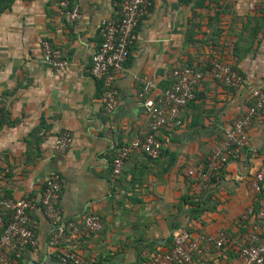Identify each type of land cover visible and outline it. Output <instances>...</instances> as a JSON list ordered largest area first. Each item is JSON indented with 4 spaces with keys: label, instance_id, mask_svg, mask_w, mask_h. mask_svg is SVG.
<instances>
[{
    "label": "crops",
    "instance_id": "obj_1",
    "mask_svg": "<svg viewBox=\"0 0 264 264\" xmlns=\"http://www.w3.org/2000/svg\"><path fill=\"white\" fill-rule=\"evenodd\" d=\"M61 1L0 0V198L39 199L45 180L58 173L64 219L81 227L90 214L101 218L99 232H86L72 245L85 264H145L171 247L178 229L225 235L220 248L202 242L188 264H241L237 251L253 222L244 215L256 205L249 183L261 157L246 152L210 182L201 174L215 143L251 105L252 90L264 88V0H149L125 68L115 77L117 103L110 113L102 83L87 69L101 41L100 22L119 19L124 0H68L81 12L73 23ZM42 40L61 49L68 67L43 63ZM216 60L236 69L244 84L213 80L208 69ZM179 65L205 73L194 101L181 111L182 125L157 133L158 159L132 152L114 178L112 159L147 132L145 104L171 85L170 73ZM134 76L153 81L155 89L139 99L142 85ZM63 130L73 142L56 154L53 141ZM248 136L260 153L264 114L252 120ZM193 167L197 171L189 175ZM196 208L202 211L195 214ZM30 220L36 247L18 263L66 264L48 245L51 226L41 210Z\"/></svg>",
    "mask_w": 264,
    "mask_h": 264
},
{
    "label": "built area",
    "instance_id": "obj_2",
    "mask_svg": "<svg viewBox=\"0 0 264 264\" xmlns=\"http://www.w3.org/2000/svg\"><path fill=\"white\" fill-rule=\"evenodd\" d=\"M60 8L69 22H76L81 18L78 5L62 0ZM150 7L149 0H124L117 20L104 19L100 22L101 41L92 55L88 74L102 83L104 88V110L110 113L117 103V91L114 86L115 77L125 68L130 50L136 41V28L141 18L147 14ZM40 52L43 63L53 70H63L69 61L61 49L50 44L47 40L40 42ZM208 73L211 78L226 86L238 87L244 84L242 75L230 65L222 61H213ZM205 73L188 66H176L170 76L172 84L162 89L152 101H145L148 119V130L140 138H136L130 145L124 146L111 161L112 176L119 177L125 160L132 152H141L151 160H156L162 153V142L157 133L168 125L181 126V111L195 99L196 89L204 79ZM142 85L137 97L142 99L146 93L155 89L151 80L134 76ZM251 105L245 113L237 118L223 138L215 143L210 159L201 174L203 181L210 182L217 179L225 164L230 160H238L244 154L260 155L261 160L257 171L253 174L249 190L258 198L259 207L255 212L250 207L244 218H252L250 231L245 244L237 251L241 264H264V149L259 153L249 144L248 130L252 120L264 114V88L254 89L251 93ZM2 112L0 109V123ZM73 142L72 134L68 130L61 131L53 141L56 154H63L69 150ZM193 167L188 174L196 173ZM61 177L58 173H51L45 180L39 199L30 195L20 198H0V264H19L18 259L23 252L36 247L34 223L30 215L40 209L43 217L51 226L48 245L58 249V259L66 264H85L72 250L73 243L84 233H97L102 228L101 218L97 214H90L83 218L82 225L64 219L59 208ZM171 247L163 252L151 254L145 264H188L194 256L200 253L202 242L220 248L225 235L216 237L193 235L185 229L175 230L172 235Z\"/></svg>",
    "mask_w": 264,
    "mask_h": 264
},
{
    "label": "trees",
    "instance_id": "obj_3",
    "mask_svg": "<svg viewBox=\"0 0 264 264\" xmlns=\"http://www.w3.org/2000/svg\"><path fill=\"white\" fill-rule=\"evenodd\" d=\"M182 66H188V67H191V66H189V65H182ZM193 68V67H192ZM195 69V68H194ZM209 69H210V65H209ZM202 72H203V70H202ZM172 84V83H171ZM2 117H3V115H2ZM213 180V179H212ZM184 201H186V199H184ZM191 204H193L192 202H191ZM258 207H259V200H258V198H256V205L254 206V211L256 212L257 210H258ZM202 211V209H198V208H196L195 210H194V213L196 214V213H200Z\"/></svg>",
    "mask_w": 264,
    "mask_h": 264
}]
</instances>
